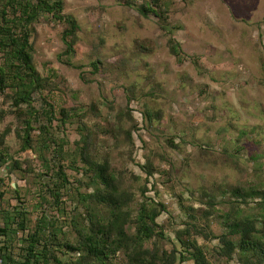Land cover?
Masks as SVG:
<instances>
[{"label":"rangeland","instance_id":"obj_1","mask_svg":"<svg viewBox=\"0 0 264 264\" xmlns=\"http://www.w3.org/2000/svg\"><path fill=\"white\" fill-rule=\"evenodd\" d=\"M159 2L164 24L140 14V0H63L79 25L69 57L77 69L62 62L63 25L43 17L33 25V64L49 80L45 99L68 116L61 123L55 113L42 135L43 160L20 151L22 118L7 114L10 101L0 95V134L8 130L0 146V224L3 211L23 207L30 233L45 215L59 241L74 240L73 222L97 207L79 197L92 190L77 160L83 149L108 162L131 219L140 204H162L156 222L163 237L147 247L171 251L176 233L192 223L208 236L190 231L209 264H255L238 249L224 257L219 237L228 231L225 214L249 218L258 229L264 219V198L242 203L231 196L235 187L264 190V0ZM33 97L40 115L31 135L40 141L39 126L48 122ZM59 166L68 184L55 201L49 190ZM190 208L199 211L194 219Z\"/></svg>","mask_w":264,"mask_h":264},{"label":"trees","instance_id":"obj_2","mask_svg":"<svg viewBox=\"0 0 264 264\" xmlns=\"http://www.w3.org/2000/svg\"><path fill=\"white\" fill-rule=\"evenodd\" d=\"M159 1L140 0L137 8L144 17L153 15L164 24L166 11ZM41 17L63 25L62 56L66 59L62 62L77 69L70 63L69 57L75 53L79 25L73 16L64 13L63 0H0V95L10 101L7 114L22 118V135H17L22 140L20 151L30 149L44 160L41 151L48 146L42 135L49 134L48 127L55 113L60 116L61 123L66 122L68 115L64 108L56 111L45 99V85L49 80L41 77L33 64L30 39L33 25ZM170 51L178 56L174 44L170 46ZM96 64L92 65L94 69ZM35 95L43 103L42 114L48 122L47 125L39 126L42 137L40 141L31 135L34 131V118L40 115V111L34 107ZM2 119L3 116H0V121ZM7 133L8 130H5L0 134V146ZM77 160L89 171V186L92 188L90 193L79 197L82 201H91L98 208L86 210L81 221L73 222L75 239L72 241L67 237L59 241L53 223L45 215L41 216L30 233L23 207L15 208L12 213L3 211L0 224V264H182L187 260H191L193 264H209L197 239L190 236V231L202 238L208 236L192 223L187 224L184 231L176 233L178 247L173 246L171 251L147 247L153 238L163 237L156 222L164 212L162 204L152 201L149 208L145 203L140 204L136 217L131 219L127 209V195L121 189L117 177L111 173L108 162L97 161L83 149ZM12 166L15 170H20L18 161L14 160ZM151 174L152 172L146 171L147 176ZM56 175L59 182L53 183V190L50 189L49 193L55 201H59L60 191L68 182L62 167H58ZM12 190L17 194V189ZM231 196L239 198L242 203L248 199L262 200L264 190L235 187L231 190ZM189 212L191 219L199 213L192 208ZM208 215V211L204 210L203 216ZM224 219L228 231L219 237L222 255L229 258L238 249L247 262L253 258L255 264H264V219L260 229L249 218L239 219L225 214ZM17 230L21 232L19 239L14 236ZM14 239L21 243V247L14 246ZM120 255H123V259L118 260Z\"/></svg>","mask_w":264,"mask_h":264}]
</instances>
